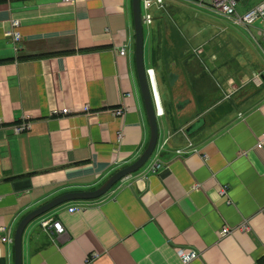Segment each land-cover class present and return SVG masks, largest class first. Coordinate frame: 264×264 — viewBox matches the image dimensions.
Returning <instances> with one entry per match:
<instances>
[{
    "label": "crops",
    "instance_id": "1",
    "mask_svg": "<svg viewBox=\"0 0 264 264\" xmlns=\"http://www.w3.org/2000/svg\"><path fill=\"white\" fill-rule=\"evenodd\" d=\"M242 1L245 13L251 0ZM165 2L152 9L147 56L143 44L145 66L159 63L172 83L173 111L165 107L158 125V142L172 134L162 166H144L98 198L71 200L33 219L22 234V264H182L176 247L197 251L188 264H264V146L256 147L264 132L262 21L237 25L208 4ZM186 5L202 11L201 40L191 49L171 23ZM12 18L20 21L18 52L4 34ZM232 25L261 38L263 45L254 41L263 57L251 60L250 75L237 76L224 98L222 86L216 94L203 89L206 79L191 65L202 64L198 54L207 45L217 53L218 41L237 40ZM133 49L131 0H0V264H14L13 235L26 213L98 187L144 149L149 126ZM255 73L261 84L252 82ZM179 79L187 86L176 92ZM63 107L69 112L52 114ZM22 120L29 130L14 133ZM187 142L190 150L176 154ZM45 218L64 230L42 228ZM243 222L248 229L237 227ZM224 226L232 230L220 236ZM6 235L11 241L1 240ZM91 253L97 256L88 259Z\"/></svg>",
    "mask_w": 264,
    "mask_h": 264
},
{
    "label": "built area",
    "instance_id": "2",
    "mask_svg": "<svg viewBox=\"0 0 264 264\" xmlns=\"http://www.w3.org/2000/svg\"><path fill=\"white\" fill-rule=\"evenodd\" d=\"M76 0H61L62 3L65 4H71L74 3ZM193 3L199 6H203L204 4H208V8L215 13H219L220 15L226 17L227 19L231 20L232 23L237 25H244V24H251L256 19H261L262 21V28L259 31V35L264 40V1L257 4L254 8L246 11L242 15H239L235 9L236 6V0H191ZM141 2V9L143 10V13L141 12V19L142 23L145 26H149L153 21V13L151 12L152 9L155 10H163L166 6L165 0H140ZM20 21L16 18L10 19V25L9 28L5 31V36L10 40V42L13 45L14 51L18 52V50L21 47L22 42V35L19 31ZM264 48V45H263ZM201 50H198L200 52ZM118 54L120 56H125L127 53V43L123 44L119 49L117 50ZM146 75L149 80L150 90L153 98V105H154V111L155 116L157 118H161L164 115V109L162 107V103L160 101L157 84L155 80L154 70L152 68H146ZM233 79H227L225 90L223 91L224 98L229 97L230 93L233 88ZM252 82L254 84H260L261 78L258 73L253 74L252 76ZM89 108L84 106L83 110L87 111ZM114 113L117 115L123 114V110L121 107L115 108ZM69 112V109L67 107L61 108L59 111L58 109H53L52 114H66ZM30 128V122L28 120H22L14 125H12V130L14 133H21L24 131L29 130ZM180 132L184 133L183 128L180 129ZM166 137H164L161 141H159L155 149L153 150L150 160L147 164V170L150 172H156L161 166L162 162L159 160L160 155L165 151L168 139L171 137V133L167 131ZM121 136V133L119 134ZM192 144L190 142H187L186 144V150L182 148H176L175 152L176 154H182L186 153L190 150ZM264 146V132L259 136L256 142L257 148H262ZM218 192L222 196H226L227 194V186L222 185L218 187ZM69 211H76L78 210L77 206H71L68 208ZM40 225L42 228L51 231L54 229L57 233H61L64 228L56 220H53V218H45L42 219L40 222ZM241 229H248V226L246 225V222H243L237 226ZM230 227H222L219 230V235H227L231 232ZM3 241H11V239L6 235L1 238ZM175 251L177 252V256L179 257L182 264H188L191 261H193L195 258H197L198 253L194 249H184L182 247H176ZM97 256L96 253H91L88 257V259L95 258Z\"/></svg>",
    "mask_w": 264,
    "mask_h": 264
},
{
    "label": "rangeland",
    "instance_id": "3",
    "mask_svg": "<svg viewBox=\"0 0 264 264\" xmlns=\"http://www.w3.org/2000/svg\"><path fill=\"white\" fill-rule=\"evenodd\" d=\"M248 1V0H247ZM264 0H251L249 10L254 8L257 4L262 2ZM256 2V3H254ZM244 3L242 0L238 1L236 5V11L239 15H242L244 11L240 10L242 6H244ZM184 10H187L184 17H179L175 22H172V27H174L180 34L181 42L182 44L188 46V48H194L199 46V41L201 40L200 36V24L201 21L199 19V14L202 13V11L192 7V6H183ZM143 13V10H141ZM151 12L154 14V10H151ZM189 17L191 19L189 20ZM261 20V19H256ZM188 23L194 24V28H186ZM152 26V25H151ZM151 26H144V34L147 35L148 29H151ZM233 30H236L238 34L237 40H230L227 41L221 40L218 41L216 44V50L217 53L209 52L208 45L204 49H202V53L198 54L201 56L202 64H194L191 65L192 68L197 67L198 73L202 74L207 82V85L203 86V89H207L208 91L216 94L218 92V86H222V91L220 89V95L223 97V91L225 90V84L227 82V79H236L237 76L240 74H249L250 70L249 66L251 63V60L254 57H263L260 55V49L257 47L254 39H259V42L262 43L263 41L261 38L254 36V34L251 32V30H243L241 28L231 26ZM153 32V30H151ZM165 34V33H164ZM226 34V33H225ZM153 36V33H152ZM261 40V41H260ZM155 40H152L154 42ZM144 55L147 56L146 50L149 47L148 42L144 44ZM191 46V47H190ZM197 50V49H196ZM192 62H196L197 60H194V58L189 59ZM155 70V79L157 83L158 92L160 95V99L162 102L163 107L167 109L168 105L170 107L171 112L173 111L174 101H173V92H172V86H171V80L169 77V74H166V69H162V67L159 65V63L152 62ZM218 68V71L215 69ZM240 68L239 70H237ZM221 70V71H220ZM173 71L177 73L175 68H173ZM240 71V73L238 72ZM243 75V76H244ZM253 76V75H252ZM186 83L179 79L176 82V92L178 87L185 88L186 89ZM222 92V94H221ZM179 97V96H178ZM187 114H190L189 112ZM191 115V114H190ZM164 118V117H163Z\"/></svg>",
    "mask_w": 264,
    "mask_h": 264
},
{
    "label": "water",
    "instance_id": "4",
    "mask_svg": "<svg viewBox=\"0 0 264 264\" xmlns=\"http://www.w3.org/2000/svg\"><path fill=\"white\" fill-rule=\"evenodd\" d=\"M131 11L134 30V67L149 126L148 141L144 149L136 159H134L129 164L114 171L98 187L91 190L71 191L60 194L26 213L17 224L13 235L14 264H22V234L28 223L62 203L78 199H95L102 196L114 184L122 180V178L138 171L149 159L156 145L158 139V121L155 117L153 101L150 93L147 76L145 73V64L143 57L144 33L140 11V0H131ZM199 124L200 119H196L187 127V132L189 131V129L195 128Z\"/></svg>",
    "mask_w": 264,
    "mask_h": 264
}]
</instances>
